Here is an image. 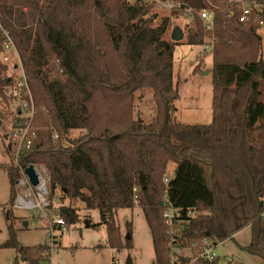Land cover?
Listing matches in <instances>:
<instances>
[{
  "label": "trees",
  "instance_id": "1",
  "mask_svg": "<svg viewBox=\"0 0 264 264\" xmlns=\"http://www.w3.org/2000/svg\"><path fill=\"white\" fill-rule=\"evenodd\" d=\"M160 1L206 9L213 16L211 32L199 16L182 30L186 44L206 45L207 37L213 43L209 124H185L174 116L179 97L174 51L183 39H172V17L158 18L156 0H0V22L18 50L36 109V137L19 164L46 168L50 198L71 202L57 209L67 228L80 219L72 205L77 199L98 209L109 246L117 250L133 247L131 237L122 241L115 216L134 208L137 187L151 231L153 264H169L165 189L175 206L197 210L186 227L189 238L209 232L221 242L250 226L251 242L245 248L264 258V219L259 217L264 200V49L259 33L264 8L255 7L264 0ZM244 3L252 12L240 21ZM5 40L0 32V51ZM204 62L199 59L194 74L204 70ZM15 64L0 58V127L10 156L0 168L9 177L11 206L21 172L10 126L22 118L19 105L15 112L8 107L17 99L29 100L18 77L8 74ZM146 88L156 107L149 123L134 115L137 95L144 96ZM74 129L82 133L74 137ZM169 164L175 170L166 184ZM8 216L13 218L10 209ZM8 230L0 247L15 249V264L19 258L43 264L50 251L47 242L20 245L13 222Z\"/></svg>",
  "mask_w": 264,
  "mask_h": 264
},
{
  "label": "rangeland",
  "instance_id": "2",
  "mask_svg": "<svg viewBox=\"0 0 264 264\" xmlns=\"http://www.w3.org/2000/svg\"><path fill=\"white\" fill-rule=\"evenodd\" d=\"M168 4V2L156 0L154 11L158 13V18L170 15L173 20V27H179L183 30L184 26L187 25L188 18L181 11L168 7ZM260 6L264 8V3ZM259 33L262 36L264 49V22L261 24ZM168 37H171V34L167 35ZM185 37L186 35L176 45L174 51L173 80L174 83L178 82L179 84V97L174 102V116L179 122L185 124H209L212 121L211 49L213 43L207 37L206 43H208L209 50H204L207 44L202 46L189 45L186 44ZM199 55H201L200 58H205L202 67L204 70L194 74L193 68L200 59H198ZM15 60L17 61V59H13V65ZM8 74L20 77L21 71L10 66ZM144 90L146 91L145 95L141 98L137 92L134 115L149 123L155 117L156 107L152 101V90L148 88ZM18 102V99L12 102L8 110L14 111L15 107L21 103ZM4 132L3 128L0 127V164L10 161V156L7 154L4 145L5 142L7 143ZM81 133L82 131L79 129L72 131L74 137ZM12 152L14 154V149ZM174 170L175 165L169 164L167 175L172 177ZM16 189L17 198L19 193H24V190H21L18 184H16ZM9 194L10 182L7 171L0 168V245L9 237L8 225L10 222H13L17 229V239L20 245L33 246L46 243L47 228L54 223L56 217H61L57 209L60 205L67 206L71 203L68 198L59 200L58 198L51 199L48 196L46 205L31 210L15 207L14 204L11 206ZM57 194H60V191L57 190ZM72 205L77 208L80 219L63 231L55 230V235L58 236L60 242L58 246H54L53 252L50 250L53 264H126L128 259H131L132 264H153L155 254L151 231L138 204H135L134 208L118 210L115 216L122 241L129 235L133 244L131 249L122 248L120 250L109 246L107 226L98 209L87 208L80 199L74 201ZM9 209L13 213L11 219L8 216ZM128 225L130 226V233H128ZM250 239V228L245 227L231 238L221 241L217 248L219 260L216 264H262L260 258L244 249V246L250 244ZM16 256L15 249L0 247V264H15ZM18 264L27 263L19 258Z\"/></svg>",
  "mask_w": 264,
  "mask_h": 264
},
{
  "label": "built area",
  "instance_id": "3",
  "mask_svg": "<svg viewBox=\"0 0 264 264\" xmlns=\"http://www.w3.org/2000/svg\"><path fill=\"white\" fill-rule=\"evenodd\" d=\"M253 4V3H252ZM168 7L177 9L185 14L188 18V24H192L196 20V16L204 22L206 30H213V16L211 12L206 9L194 11L189 7H181L180 3H169ZM255 5V4H254ZM256 9L257 5H255ZM252 12V7L249 4L244 3L239 16L240 21H246ZM262 24L263 21H260ZM0 32L6 35L4 48L0 51V58L4 62H12L13 58L17 59L18 63L15 64V68L21 71V76L17 78L18 87H24L29 96V100H23L19 105L18 115L22 118V121L14 126H11V141L12 149H14L15 162L18 163L21 172V178L18 181V187L24 190V193H19L14 202L15 207L35 209L41 208L48 202L49 196V178L48 172L43 165H34L35 170L39 177V183L32 185L29 177L25 173V169L28 166L19 164L21 154L24 150L29 149L36 137V127L33 125V119L35 116V104L32 99L28 81L19 57L18 50L7 30L2 27L0 22ZM213 39V38H212ZM208 44L206 45V47ZM16 61V62H17ZM170 176L167 173L164 175V183H169ZM20 190V191H21ZM134 203H139L137 187H134ZM35 197V200H33ZM164 207L163 218L167 225V247L169 254V264H202V262L213 263L218 258L217 248L220 244L218 240L210 235H203L199 238H189L186 232V227L191 221L192 217L197 213L195 209H186L175 206L168 197L167 189L164 191V200L162 201ZM264 219V200L263 209L259 215ZM67 228V224L62 217H56L54 223L47 228V244L50 246V250L54 251V246L59 245L58 236L55 235V230L63 231ZM43 264H53L52 255L50 251L46 255V260Z\"/></svg>",
  "mask_w": 264,
  "mask_h": 264
},
{
  "label": "water",
  "instance_id": "4",
  "mask_svg": "<svg viewBox=\"0 0 264 264\" xmlns=\"http://www.w3.org/2000/svg\"><path fill=\"white\" fill-rule=\"evenodd\" d=\"M182 38H183V32H182L181 28L175 27L174 31H173L172 39L175 41H180ZM25 173L29 177V180H30L32 185L35 186L39 183V177H38V174L35 170L34 164L28 165L25 169ZM261 205H263V201L261 202ZM206 235H209V232H206ZM127 237L130 238L129 235ZM126 264H132L131 259H128Z\"/></svg>",
  "mask_w": 264,
  "mask_h": 264
},
{
  "label": "crops",
  "instance_id": "5",
  "mask_svg": "<svg viewBox=\"0 0 264 264\" xmlns=\"http://www.w3.org/2000/svg\"><path fill=\"white\" fill-rule=\"evenodd\" d=\"M257 8H258L259 10H260V9H261V10L263 9V7H261V6H257ZM183 15L186 17L185 14H183ZM187 25H188V22H187ZM205 49H206V50H209L208 47L204 48V50H205ZM201 55H202V54H201ZM201 55L198 56V59L201 57ZM198 59H197V60H198ZM247 227L250 228V226H247ZM241 231H242V230H241ZM239 232H240V231H238L237 233H239ZM237 233H236V234H237ZM250 233H251V229H250ZM236 234H235V235H236ZM250 242H251V239H250ZM247 246H248V244H247ZM247 246H244V249H246L245 247H247ZM248 252H249V251H248ZM256 256H257V255H256ZM257 257L260 258V262H261L262 264H264V258H262V257H260V256H257ZM218 260H219V254H218Z\"/></svg>",
  "mask_w": 264,
  "mask_h": 264
}]
</instances>
